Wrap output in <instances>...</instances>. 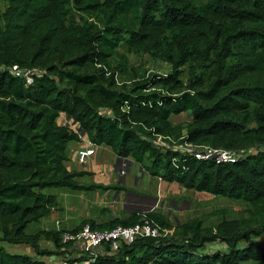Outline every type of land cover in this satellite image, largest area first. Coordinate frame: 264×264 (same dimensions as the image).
Here are the masks:
<instances>
[{
	"label": "trees",
	"instance_id": "trees-1",
	"mask_svg": "<svg viewBox=\"0 0 264 264\" xmlns=\"http://www.w3.org/2000/svg\"><path fill=\"white\" fill-rule=\"evenodd\" d=\"M0 14V264H264V0H3ZM145 53L171 66L168 74L139 73L118 52ZM119 58L120 68L112 62ZM35 69L32 83L11 67ZM188 86L182 80L186 66ZM127 74L118 83L115 71ZM187 113V123L171 117ZM61 114L76 129L58 123ZM83 133L150 176L249 206L254 225L205 229L199 217L170 225L163 216L134 212L126 219H85L71 230L28 226L57 206L49 188L92 191L123 187L81 184L85 171L68 170L67 146ZM171 137L242 153L234 161L198 159L153 143ZM171 143V142H170ZM172 228L180 238L139 237L96 257L81 254L66 231L84 225L110 229L140 215ZM46 241L56 249L44 247ZM219 241L225 252H207ZM29 247L33 254L4 245ZM77 253L79 256H71Z\"/></svg>",
	"mask_w": 264,
	"mask_h": 264
},
{
	"label": "rangeland",
	"instance_id": "rangeland-1",
	"mask_svg": "<svg viewBox=\"0 0 264 264\" xmlns=\"http://www.w3.org/2000/svg\"><path fill=\"white\" fill-rule=\"evenodd\" d=\"M5 7L6 2L0 0V14L4 11ZM118 52L127 59V67L129 71L131 68H135L139 73L145 72L146 74L160 75L168 74L171 71L170 64L153 58L148 54H135L128 51L124 46H120ZM118 59L119 58L117 57L112 62V65L116 69L120 68ZM181 69V78L185 81L184 83L187 87L188 67L186 65ZM115 73L118 83H122L123 81L129 83L130 77L127 74H120L118 70H116ZM171 119L173 123L180 122L185 124L191 118L187 113H182L176 116L173 115ZM153 143L157 146H162V142L158 139H154ZM108 149L110 148L108 147ZM100 155L102 156V161L105 162L104 164H113V154L110 151L107 152L104 149L100 152ZM118 166L120 169L125 170L127 163L125 161H120ZM134 171L135 168L132 167L128 175H126L127 184L132 188V191H124V193L120 195L118 193L114 195V192L111 193L110 190L103 189L84 191L71 190L69 188H49L46 189V191L54 193L60 203L65 207L78 208L80 205H85L86 210H89V213L93 215V219H91L98 224L110 221L113 217L123 220L128 218L134 212L148 211L163 216L164 219L173 226L186 223L193 218L199 217L202 220V226L205 229H212L223 223H238L240 231L244 232L254 227V225H248L244 222L248 219L247 211L250 208L243 202H238L223 196H213L208 193L197 192L195 190L182 189L174 182H164V185L161 187L160 181L156 178L147 173L145 176L142 175L136 178L134 177ZM137 175L138 174H136V176ZM104 178V175L100 178L101 182H104ZM100 180L99 177H94L92 182L96 183ZM86 182H88V178L86 177L81 180V183ZM102 196L104 199L101 201L100 197ZM78 213L79 210H77L76 215ZM37 226L36 223H32L28 226L27 230L29 232H35L40 229ZM170 230V236L180 238L176 231L172 228H170ZM247 239L264 246V234L259 236L251 235ZM1 244L5 246L8 252L14 251L16 248L15 245L7 243ZM17 248L21 251H27L25 250L26 247L22 245H18ZM216 250L220 252L226 251L225 248H222V244L219 241L208 243L205 247V251L207 252ZM73 255L76 257L79 256L77 253H73ZM239 264L254 263L252 261H241Z\"/></svg>",
	"mask_w": 264,
	"mask_h": 264
},
{
	"label": "crops",
	"instance_id": "crops-1",
	"mask_svg": "<svg viewBox=\"0 0 264 264\" xmlns=\"http://www.w3.org/2000/svg\"><path fill=\"white\" fill-rule=\"evenodd\" d=\"M58 123L65 124L76 129V124H74V122L70 118H68V116H66L65 114H61L59 116ZM104 149L105 151L107 152L110 151L113 154L111 149H108V147H105V145H93L88 141V139L83 133H79V141H71L68 143L67 146L68 161L66 162V166L68 170L88 172L87 175H84L83 177L77 179L81 183L82 179H84L85 177L88 178V182L81 184L95 183L92 182L94 177L96 178L99 177L100 180V178H102V176L104 175L105 176L103 180L104 182H101L100 180L95 184L123 187L122 190L109 189L111 193L114 192V195L117 193L120 195L124 193V191L131 192L132 188L129 186V184H127L128 182L126 181V175H128L130 169L132 167L135 168L134 177L136 178L142 175L145 176L146 172L142 169V167L139 164L134 162L132 159L118 158L114 154L112 155L114 159L113 164L112 165L104 164L105 162L102 161L101 159L102 156L100 155V152ZM120 161H125L127 163V166L124 170V174L120 173L121 169L118 166ZM136 174L138 175L136 176ZM154 178L160 181L161 187L164 185V181H162L160 178L157 177ZM178 187L183 189V187L179 185ZM103 199H104L103 196L100 197L101 201ZM57 201H58V206L48 216H46L45 218L41 219L39 222L36 223L38 225L37 226L38 228L44 230H56V229L71 230L74 229L75 226H77L81 221L85 219H91V218L93 219V215L89 213V210H86L85 205L84 206L80 205L78 206V208L65 207L60 203L58 199ZM77 210H79V213L76 215ZM41 243L44 247L55 249L53 245H51L46 241H42ZM15 246L16 248L14 247L15 248L14 251L16 252L33 254L32 250L29 247L25 246L26 247L25 250L27 251H21L17 248L18 245ZM71 256H73V253L71 254ZM41 259L47 264H66L65 261L62 259V257L59 255L44 256Z\"/></svg>",
	"mask_w": 264,
	"mask_h": 264
},
{
	"label": "built area",
	"instance_id": "built-area-1",
	"mask_svg": "<svg viewBox=\"0 0 264 264\" xmlns=\"http://www.w3.org/2000/svg\"><path fill=\"white\" fill-rule=\"evenodd\" d=\"M13 75L25 79L26 84L32 83L35 69L20 68L17 65L11 67ZM162 142V147L168 143L169 148H175L181 153H191L198 159H214L216 162H228L242 156V153L229 149H214L202 145L183 143L176 145L171 137H156ZM171 142V143H170ZM124 174V169L120 170ZM148 212V211H147ZM171 235L168 227L160 225L153 218L145 214L140 215L138 220L131 225H116L110 229H92L89 225H84L76 232H64L63 242H70L73 249L81 254L96 257L103 253L105 248L116 251L124 243H131L139 237L167 238Z\"/></svg>",
	"mask_w": 264,
	"mask_h": 264
},
{
	"label": "water",
	"instance_id": "water-1",
	"mask_svg": "<svg viewBox=\"0 0 264 264\" xmlns=\"http://www.w3.org/2000/svg\"><path fill=\"white\" fill-rule=\"evenodd\" d=\"M82 133V132H81Z\"/></svg>",
	"mask_w": 264,
	"mask_h": 264
}]
</instances>
